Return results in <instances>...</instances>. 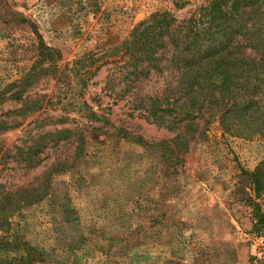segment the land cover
Here are the masks:
<instances>
[{
    "label": "rangeland",
    "instance_id": "374dc122",
    "mask_svg": "<svg viewBox=\"0 0 264 264\" xmlns=\"http://www.w3.org/2000/svg\"><path fill=\"white\" fill-rule=\"evenodd\" d=\"M206 1L0 0V90L26 73L37 53V36L19 19L32 22L44 44L60 53L63 73L60 81L49 78L35 88L52 96L53 105L40 118L50 119L42 127L29 124L35 114L1 134L0 142L14 153L41 131L79 127L86 137L84 153L73 162L74 146H66L43 163L71 156L70 166L52 177L49 196L20 207L0 228V264H264V228L254 227L249 186L239 177L264 161V138L223 136L213 122L174 173L157 150L117 133L122 126L147 142L173 136L136 114L130 117L127 97L114 102L106 94L111 64L82 92L69 72L85 53L116 46L151 14L166 11L181 19ZM162 79L145 89L158 92ZM58 99L75 109H61ZM84 102L109 124L87 123L77 109ZM18 107L6 104L1 111ZM11 167L0 166V186L9 191L46 169Z\"/></svg>",
    "mask_w": 264,
    "mask_h": 264
},
{
    "label": "trees",
    "instance_id": "16d2710c",
    "mask_svg": "<svg viewBox=\"0 0 264 264\" xmlns=\"http://www.w3.org/2000/svg\"><path fill=\"white\" fill-rule=\"evenodd\" d=\"M17 21L29 24L37 36V53L26 73L0 90V111L6 104L19 105L1 111L0 135L20 128L35 114L29 124L42 127L50 117L40 118L54 102L52 96L38 94L35 88L46 79L60 81L63 76L58 73L60 53L44 44L32 22L24 18ZM108 64L112 68L104 85L106 94L114 102L127 97L130 117L136 114L173 136L147 142L122 126L117 133L130 143L157 150L165 168L174 173L185 162L191 144L202 140L213 122L223 136L264 138V0H209L181 19L166 11L156 12L116 46L85 53L69 72L78 79L82 92ZM154 78H163L161 88L148 92L145 88ZM115 87L119 90L113 92ZM55 105L63 110L74 107L72 103L62 104L61 99ZM77 109L89 124L102 123L101 128L109 124L85 102ZM80 129L41 131L30 138L29 144L15 147L14 153L0 142L3 168L12 164L16 167L10 171L26 173L46 168L40 177L14 191L0 186V228L10 223L20 207L46 199L57 169L70 166L71 156L43 164L54 150L74 146L72 162L84 153L86 137ZM239 177L249 186L254 227L264 228V161L253 172L241 170ZM254 199L259 204L253 203Z\"/></svg>",
    "mask_w": 264,
    "mask_h": 264
}]
</instances>
